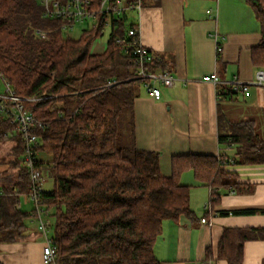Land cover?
Instances as JSON below:
<instances>
[{"label": "trees", "instance_id": "obj_1", "mask_svg": "<svg viewBox=\"0 0 264 264\" xmlns=\"http://www.w3.org/2000/svg\"><path fill=\"white\" fill-rule=\"evenodd\" d=\"M68 1L59 0L61 5ZM103 1L89 0L92 23L74 38L62 28L67 18L46 15L41 0H0V72L43 124L32 132L39 137L34 145L38 166L54 180L41 201L52 218L56 264H163L154 245L164 220L193 213L190 186L180 181L181 174L193 170L212 187L211 206L219 200L218 188L237 182L224 157L176 156L172 175L164 176L159 153L137 149L134 99L144 79L137 76L133 51L118 39L138 23L127 10H117V0H108L109 9L101 11ZM159 2L141 0L142 6ZM246 2L261 26L253 62L264 68V0ZM107 26L106 49L93 52L94 40ZM155 66L157 59L149 65ZM219 137L237 144L235 162L264 164V138L253 120L229 122ZM8 140L15 142L10 166L17 173L0 170V243L28 239L32 216L20 206L31 189L26 140L17 123L0 113V142ZM256 236L264 237V227L226 229L219 256L241 264L244 241Z\"/></svg>", "mask_w": 264, "mask_h": 264}, {"label": "crops", "instance_id": "obj_2", "mask_svg": "<svg viewBox=\"0 0 264 264\" xmlns=\"http://www.w3.org/2000/svg\"><path fill=\"white\" fill-rule=\"evenodd\" d=\"M210 8H217V14L209 13ZM128 13L138 23L143 45L174 76L171 86L159 84V99L151 97L143 84L137 88V149L159 153L164 176L172 175L176 156L224 157L230 161L226 171L234 173L237 182L234 187L218 188L219 200L208 209L211 187L198 180L193 170H185L180 181L190 186L192 216L164 220L154 253L163 264H229L219 256L223 232L264 227V164L235 162L237 144L219 137L229 122L253 120L255 131L264 138V85L254 82L259 67L252 57L261 40L260 22L246 0H160ZM85 21L92 23L90 18ZM213 72L223 82L237 76L248 83L247 89L230 91L226 84L203 81ZM3 84L0 77V91ZM219 90L227 93L220 98ZM202 218L213 224L203 223ZM33 226L28 239L0 243V261L43 264L44 240ZM241 264H264V237L244 241Z\"/></svg>", "mask_w": 264, "mask_h": 264}, {"label": "built area", "instance_id": "obj_3", "mask_svg": "<svg viewBox=\"0 0 264 264\" xmlns=\"http://www.w3.org/2000/svg\"><path fill=\"white\" fill-rule=\"evenodd\" d=\"M44 5L45 14L49 16H63L67 18L63 29L73 30L76 24L82 23L84 20L91 18L92 13L88 11L87 6L89 0H69L65 5H61L59 0H41ZM108 0H104L101 4V11L109 9ZM118 11H130L138 10L142 8L141 0H137L135 3L128 4L126 0H117ZM209 13L216 15L218 9L210 8L207 10ZM41 35L45 37V33L41 32ZM118 42L125 46L126 50H132L135 55V60L138 66L137 76L144 79L143 85L149 95L154 99H159L162 95V91L159 84L171 86L174 83V76L160 66L154 68L149 67L156 57L153 53L146 48L140 39L139 26H132L128 29L127 36L118 39ZM217 51H222V45L218 44ZM2 78V73L0 72ZM203 81L211 82L216 85L226 84L231 87L233 91H243L247 89V84L237 76H234L232 80L228 82L221 81L216 72L207 74L203 77ZM256 84L264 85V68H258L256 70L255 81ZM223 93L222 90L218 91L220 96ZM0 113L4 116L11 118L12 122H16L18 128L22 131L26 140V154L25 163L29 170V179L31 182L30 195L28 200L32 201L34 206L32 210V221L37 223V227L40 235L43 237L44 246L42 252L43 264H56L57 258V245L51 237L52 218L50 211L42 203L41 196L44 190V171L38 166L37 150L35 144L39 143V137L32 132L33 127L36 125L42 126V122L37 120L22 103V99L12 92L9 85L6 83V90L0 91ZM213 189H210V198L206 202L205 206L211 209V199L213 197ZM203 223L213 224L211 220L202 218Z\"/></svg>", "mask_w": 264, "mask_h": 264}, {"label": "rangeland", "instance_id": "obj_4", "mask_svg": "<svg viewBox=\"0 0 264 264\" xmlns=\"http://www.w3.org/2000/svg\"><path fill=\"white\" fill-rule=\"evenodd\" d=\"M89 25L90 24L88 21H85L82 24H76L74 29L71 30L69 34L74 38H79L82 34V29L88 27ZM103 32H104L103 35L99 36L96 40H94V43L92 46L93 52H96V51L100 52L101 50L104 51L106 49L107 41H108L109 33H110L109 26H107ZM5 89H6V85L3 84L1 86V90L3 91ZM14 145H15V142L13 140L0 142V170L2 171V169L4 168L9 169L8 174L17 173V170L11 168L10 166L11 165L10 161L14 158V153H13ZM43 174H44V180H45L43 183V188L45 190L52 189L54 187L53 178L50 177L47 172H44ZM20 206L23 211L31 212L33 210L34 204L32 201L28 200L25 196H22ZM28 223L30 224V226L36 225L37 227V223L35 221H33L32 223L28 221ZM36 240H39V239H36Z\"/></svg>", "mask_w": 264, "mask_h": 264}]
</instances>
